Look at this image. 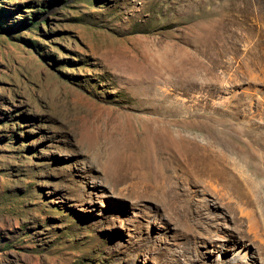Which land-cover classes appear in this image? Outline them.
I'll list each match as a JSON object with an SVG mask.
<instances>
[{
	"label": "rangeland",
	"instance_id": "rangeland-1",
	"mask_svg": "<svg viewBox=\"0 0 264 264\" xmlns=\"http://www.w3.org/2000/svg\"><path fill=\"white\" fill-rule=\"evenodd\" d=\"M239 254L264 264V0H0V264Z\"/></svg>",
	"mask_w": 264,
	"mask_h": 264
},
{
	"label": "bare ground",
	"instance_id": "bare-ground-1",
	"mask_svg": "<svg viewBox=\"0 0 264 264\" xmlns=\"http://www.w3.org/2000/svg\"><path fill=\"white\" fill-rule=\"evenodd\" d=\"M167 97H168L167 94L164 92L163 98L165 99ZM164 125H165V123H164ZM154 134L157 135V133H154ZM184 138L185 139H183L182 141L186 145H188L192 142L191 139L188 140V138H186V137H184ZM194 147L196 148V143H194ZM95 157H97V156H95ZM198 157H199V155H197V159L192 157V156H189V157L185 156L184 163L180 167V170L182 172H184L183 174L189 176L190 172L192 171V175L196 176L203 169L202 163L199 162ZM114 163H116V162H114ZM150 166H151V164H150ZM150 166L147 165L145 170L149 168L148 172L150 174H152V171L154 169L151 168ZM112 168H113V166H112ZM115 168H116V166H115ZM117 168L118 169H117V172L115 173L114 181H111V183L113 185H119L120 183H123V182H128V183L130 182L132 184V182L135 179H137L138 175L140 174L138 171V168L136 166L131 165V160H130V162L126 161L124 165L119 164V166ZM234 260H235V263H238V264H245L246 263V261H245L246 258L244 257V254L243 255L239 254L238 256H236V258Z\"/></svg>",
	"mask_w": 264,
	"mask_h": 264
}]
</instances>
